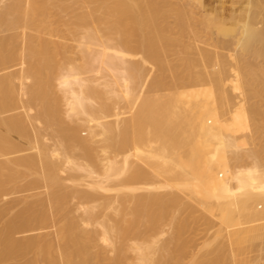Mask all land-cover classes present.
<instances>
[{
    "label": "bare ground",
    "instance_id": "1",
    "mask_svg": "<svg viewBox=\"0 0 264 264\" xmlns=\"http://www.w3.org/2000/svg\"><path fill=\"white\" fill-rule=\"evenodd\" d=\"M175 1L0 0V264H238L245 244L263 238L264 161L257 162L250 127L264 138V105L250 100L254 76L243 73L255 66L254 75L264 74L250 55L264 53V17L262 27L253 21V6L264 14V3L253 0L255 13H244L254 16L240 31L234 20L235 30L222 23L220 33L214 9L218 23L210 12L199 15L219 34L240 32L230 43L213 39L224 42L214 41L218 49L237 45L227 48L225 65L208 46L215 29L203 32L208 44L177 35L199 23L202 0H191L200 5L194 10ZM132 50L152 58L161 84L170 78L174 90L146 92L144 75L153 71L144 73ZM140 180L151 187L132 193ZM175 189L202 206L213 227L217 218L218 242L194 240L196 224L187 236L197 207ZM12 191L22 193L3 202Z\"/></svg>",
    "mask_w": 264,
    "mask_h": 264
},
{
    "label": "rangeland",
    "instance_id": "2",
    "mask_svg": "<svg viewBox=\"0 0 264 264\" xmlns=\"http://www.w3.org/2000/svg\"><path fill=\"white\" fill-rule=\"evenodd\" d=\"M171 1H175V0H171ZM183 1H184V2H183ZM231 1H232V0H202L203 3H201V8H200V5L198 6V3H195V2L192 1L193 4H191V0H190V1H189V0H182V2H183L184 4L187 2V6H188V7L193 5L191 8L195 7L196 4H197V6L200 8V10H199L198 12H197L196 10H195V11H196V13L198 14V17H199V15H200V16H202V18L199 17V23H196V25L194 24V25H195V28L198 27V29H199V27H203V29H202V28H200V29H202V30L208 29V30H206V31H202V30H201V32H200L198 29L195 30V28H194V29H193V28L191 29V27H190V29L187 28V30L192 31V32H190V33H191V37L188 36V35L190 34L189 32H188V33H189V34H188V33H185V32H187V31H183V30H182L183 32H179L177 35H178L182 40H187V38H188V40L190 41V38H193V39H191L192 42H194L195 40H197V39H195L194 37H197L198 40H200L201 36H202V38H203V36H204V38H205V42H207V44L209 43V42H208L209 40H210V41H213V39H216V38H220V40H221V38H227V39H228L227 42L230 43L229 38H231V41H232V40H234L235 38H238V37H239L238 35H237V37H236L234 34H235V33L237 34V33L240 31V30H239V28H240L239 26H240V24H242V22L246 21V20H244V19L247 17L246 19H247V21H248V19H251V17L254 16V14H253V16H251V17L247 15V14L250 13L249 10H251V9H253V8H254V10L256 11V13L253 12L254 10L251 11V13H252V12L255 13V16H254V17H255V20H254V18H253V21H254V22L256 21V22L259 24V25L256 24V26H259V27H260V26H261V27L263 26V25H261V24L264 23V21H263L262 23H259V21H262V20H263V18H260V17H264V14L259 13V12H258L259 10H256V9H255V6H253V8H250V4L253 3V0H240V1H239V0H234L235 2L232 1V3L229 4V2H231ZM238 1H239V2H238ZM249 1H252V2H251V3H245V2H249ZM255 1H256V0H255ZM175 2H177V3H182L181 0H176ZM236 2H237L238 4H237ZM241 2H242V3H241ZM243 2H244V3H243ZM234 3H235V4H234ZM261 3H264V0H263L262 2L260 1V3H259L258 0H257L256 5H259V4H261ZM236 4H237V5H236ZM242 4H243V5H242ZM245 4H246V5H245ZM253 4H255V3H253ZM223 5H224V7H222ZM226 5H227V7H225ZM229 5H230V6H229ZM231 5H234V7L232 6V7H233V8H232ZM261 5H262V4H261ZM261 5H260V7H261L262 9L260 8V11H261V12H264V11H262V10L264 9V8H263L264 5H262V6H261ZM185 6H186V5H185ZM197 6H196V7H197ZM213 6H214V8H213ZM219 6H220V7H219ZM237 6H238V7H237ZM240 6H241L242 8H241ZM243 6H244V7L246 6L245 9H243V8H244ZM247 6H248V7H247ZM198 7H197V8H198ZM215 7H216V8H215ZM239 7H240V8H239ZM251 7H252V6H251ZM256 7H257V6H256ZM191 8H190V9H191ZM197 8H195V9H197ZM217 8H218V9H217ZM221 8L223 9V12H222L221 15H220V12L222 11ZM224 8H227V9H224ZM247 8H248V10H247ZM258 8H259V7H258ZM208 9H209V10H208ZM212 9L215 10V11H214L215 14H217V13H218V14H217V15L213 14V10H212ZM216 9H217L218 11H216ZM219 9H220V11H219ZM233 9H234V11H233ZM235 9H236V10H235ZM238 9H240V10H239L240 12H238L239 15H238L237 12H236V11H238ZM191 10H192V9H191ZM193 10H194V8H193ZM193 10H192V11H193ZM225 10H226V11H225ZM231 10H232V12H231ZM245 10H247V14H245V13H246ZM195 11H194V12H195ZM200 11H201V12H200ZM204 11H205V12H204ZM248 11H249V12H248ZM199 12H200L201 14H199ZM209 12H210V13H209ZM228 12H230V13H228ZM244 12H245V13H244ZM257 12H258L260 15L257 14ZM204 13H205V14H204ZM208 13H209V17H212L211 19L208 17L210 20H212L213 17H214V20L211 21L212 23H213L215 20H217V18L219 17L218 22H221V23L218 25V24H217L218 22L215 21V22H217V23L214 24V25H218L217 27H216V26H215V27L220 31V33H221L222 30L219 29V26H221L222 23L224 24V26H226V24H228V25L231 27V29H233V27H235V25H236V22H235V21H241V23H240V22H237V25H238V29H237V30H239V31L235 32L234 34H233L234 31L231 32V34L234 35L235 38H234L231 34H229L230 31L225 32V33H228V36H225L224 34H223V35H222V34H219V31H217L216 28H213L214 26H213L212 28H209V27H211V24L209 25V24H208L209 22H208V23H207V22L204 23L205 20H206V18H207L206 15H207ZM224 13H225V14H224ZM227 13H228V15H226ZM251 13H250V14H251ZM197 14L194 13L195 16H196ZM203 14H204V16H203ZM210 14H211V16H210ZM230 14H232V15H230ZM234 14H235V15H234ZM256 14H257V16H256ZM212 15L217 16V18H215V16H212ZM218 15H219V16H218ZM222 15H223L224 17H223ZM225 15H226V16H225ZM236 15H237V17H236ZM244 15H245V16H244ZM220 16H221L223 19L220 20V18H221ZM204 17H205V20L201 23V22H200V18H201V20H203ZM229 17H230V18H229ZM244 17H245V18H244ZM249 17H250V18H249ZM208 18H207V19H208ZM228 18H229V19H228ZM258 18L261 19V20H259ZM173 19H174V18H172V20H171V18H170L171 21H173ZM193 19H194V22H195V18H193ZM193 19H192V20H193ZM225 19H226V20H225ZM227 19H228V20H227ZM230 19H231V20H230ZM239 19H240V20H239ZM219 20H220V21H219ZM234 20H235V21H234ZM251 20H252V19H251ZM222 21H223V22H222ZM249 21H250V20H249ZM173 22H174V21H173ZM192 22H193V21H192ZM192 22H191V23H192ZM194 22H193V23H194ZM197 22H198V21H197ZM215 22H214V23H215ZM233 22H234V23H233ZM251 22H252V21H251ZM251 22H250V23H251ZM256 22H255V23H256ZM193 23H192L190 26L193 27V26H194ZM233 24H235V25H233ZM253 24H254V23H253ZM200 25H201V26H200ZM203 25H204V26H203ZM212 25H213V24H212ZM254 25H255V24H254ZM206 26H207V27H206ZM204 27H205V29H204ZM227 27H228V26H227ZM227 27H226V28H227ZM230 27H229V28H230ZM263 28H264V26H263ZM263 28H261V29L264 31ZM209 29L213 30V31H211V32H214V31L216 30V31L214 32V34L217 35V36H213V34H212V36H211V34L208 33V34H207L208 36L205 34V35L207 36V38H206V36L203 35V32H204V33H207L208 31L210 32ZM214 29H215V30H214ZM185 30H186V29H185ZM233 30H235V29H233ZM241 30H242V29H241ZM198 31H199L201 34H198V35H197V32H198ZM231 31H232V30H231ZM216 32H217V33H216ZM239 33H240V32H239ZM1 34H4V33H3V32H0V35H1ZM187 34H188V35H187ZM209 34H210V35H209ZM218 34L221 35L222 37H221V36H218ZM194 35H195V36H194ZM196 35H197V36H196ZM200 35H201V36H200ZM226 35H227V34H226ZM229 35H231V36H229ZM239 35H240V34H239ZM199 36H200V37H199ZM210 36H211V39H212V40L209 39ZM212 37H213V38H212ZM214 37H216V38H214ZM228 37H229V38H228ZM232 37H233V39H232ZM204 38H203V39H204ZM207 39H209V40H207ZM263 39H264V33L262 34L261 38L259 39L260 41H259V40H258L259 42L257 41V42H258V45H259V43H260L261 47H263V45H264V43H263V42H264ZM220 40H219V42H218V40H214V41H216V43H217V42H218V43H221ZM202 41H203V45H204V44H205V43H204V40H202ZM214 41L212 42V43H213L212 45H211V42H210V45L208 44V46H211V48H212V47H213V48L215 47V49H214L212 52H214L215 55L218 53V54H217V55H218V59H219V60L224 59V60H221V62H222V61L225 62L224 64L226 65V64L228 63V61H227V57L224 56V55H227V52H228L227 48H229V49L231 50V48L229 47L230 45L233 46V47H234V46L236 47L237 45H232L233 42H231L232 44L229 45V44L226 42L229 46H228L227 48H224L226 44H224V45H223L224 47H223L221 44H223L224 42H222V43L220 44L221 46H219L220 49H218V46H216V44H215ZM222 41H226V39H225V40L223 39ZM235 41H237V40H235ZM261 41H263V42H262L263 44L261 43ZM257 42H256V43H257ZM71 43H72V42H71ZM218 43H217V45H218ZM234 43H236V42H234ZM256 43H255L254 46L257 48L258 45L256 46ZM201 44H202V43H201ZM214 45H215V46H214ZM254 46H253V49H251V50H253V51L249 50V51L247 52V50H245V52H247V55H248V56H246V53H245L244 51H243V52H244L245 54H243V52H242V56H244V58H245V56H246V57H248V59H249V60L246 59V60H247L246 62H248V63H247V66L249 65V61L251 60V59H250L251 57H252V60H251L252 63H253L254 58L256 59V61H258V64H261V65H262V62L264 63V61L262 60V59H263L262 56H264V53H263V55H262V53H259L261 50L254 49ZM233 47H232V48H233ZM235 47H234V48H235ZM258 47H259V46H258ZM234 48H233V49H234ZM224 49L227 50L225 54H223V52H222V51H225ZM263 49H264V47H263ZM211 50H212V49H211ZM230 50H229V51H230ZM256 50H258V52H256V54H253V56H252V54L249 53V52L252 53V52H254V51H256ZM132 51H133V52H132L131 57L128 55L131 59H132V58H137V57H138V59H139V57H141V56H140L141 54H139V53L137 52V53H136L137 55H136V54L134 53V50H132ZM135 51H136V50H135ZM137 51H138V50H137ZM218 51H221L222 54H221V53L219 54ZM262 51H263V50H262ZM262 51H261V52H262ZM139 52H140V51H139ZM130 53H131V52H130ZM140 53H143V52H140ZM254 53H255V52H254ZM258 53L261 55V58H262V59L260 58L261 61L258 59V57H259V54H258ZM145 54H146V53H145ZM145 54L143 53V56H142L139 60H140L141 62L143 61L146 65L149 64V65H148L149 67H148V66L146 67L145 64H143V65H142V66H143V71H144V73H146L147 70H148V72H149V71H150V72L153 71L152 74H151V73H148V75L150 74V77L147 75V73H146V75H144V76L147 78L146 82H148V83L145 84V86H146L145 91H146V92H149V91H154L153 89H156V91H157V92L155 91V92H156V95H154L155 92H154V93L152 92V93H153L152 95H153L154 97H157L158 95L163 94V93H169V92L173 91V90H174V87L176 86L175 83L172 82V81L170 80V78H168V80H167L168 82L166 83V85H162L161 82L159 81V76H158V74H157V72H158V71H157L158 67H157L156 62H155L152 58H151L149 61H147L150 57H148V56L145 55ZM249 54L251 55V57L249 56ZM133 55H135V56L133 57ZM219 55H220V56H219ZM221 55H222V57H221ZM257 55H258V57H255V56H257ZM76 56H79V55L76 54ZM146 57H147V58H146ZM220 57H221V59H220ZM249 57H250V58H249ZM253 57H254V58H253ZM130 58H128V59H130ZM145 58H146V61L144 60ZM133 60H134V59H133ZM143 62H142V63H143ZM254 62H255V61H254ZM255 63H256V66H258V67L260 66V68H259L260 70H263V71H264V65H263V68H262L261 65H257V62H255ZM150 64H151V65H150ZM228 64H229V63H228ZM250 64H251V63H250ZM154 65H156V67H155ZM225 65H224V66H225ZM242 65H246V64H242ZM242 65H239V66H240V67H239V68H240V71H242V69L244 68V67L242 68ZM251 65H253V64H251ZM150 66H151V67H150ZM253 66H254V65H253ZM228 67H229V65H228ZM250 67H251V66H250ZM225 68L228 69L226 66H225ZM241 68H242V69H241ZM247 68H249V66L246 67V69H247ZM256 68H257V67H256ZM256 68H255V66H254V68L251 67L252 70H255V71H253V72H252L251 69L249 68L250 70H247V71H248V72L250 71V72H249V73H245L246 75L243 73V77L246 76L245 78H247V76H249L250 78H251L252 76L255 77V78L252 77L253 80L248 79V78H249V77H248L247 79L250 81L249 83L246 82L247 80H244L243 82L248 83V84H249L248 86H250V88H252V90H250V88H246V89H249V90H250V91L247 90V92L250 94V95H249V96H250V100H253L252 103L254 102V104H256V106H260V105H264V103H262V102H264V100H263L264 97L262 96V95H263V91H264V90H263L264 87L262 86V84H263L262 82H264V74H263V77H262V78H261V76H260V75H262V74H260L259 71H257V72L259 73V75H257V76L254 75V74H257V73H256ZM261 68H262V69H261ZM150 69H151V70H150ZM194 69H195V70L193 71V73L195 74V73H197V71H198L199 69H198V68H194ZM154 71H155V72H154ZM242 72H244V71H242ZM245 72H246V70H245ZM254 72H255V73H254ZM261 73H262V72H261ZM95 74H96V73H95ZM142 74H143V73H142ZM155 74H157V75H155ZM248 74H249V75H248ZM250 74H251V75L253 74V75L250 76ZM92 75H94V73H93ZM153 75H154L155 77H153ZM151 77L154 78L153 80H154L155 83L153 82V80H152ZM146 78H145V79H146ZM245 78H244V79H245ZM143 80H144V79H143ZM141 81H142V79H141ZM259 81L261 82L260 86H262L263 88L260 87V86H258L259 84L256 85V86L261 88V89H260L261 92L259 91V89H258L257 87H256L257 89L255 90V87H254L255 84H257V82H259ZM151 82H152L153 85H152V88L150 89V87H151ZM253 82H256V83H254V85H251L250 83L253 84ZM246 83H245V86H244V87H246ZM139 84H140V83H139ZM147 85H148V86H147ZM149 86H150V87H149ZM154 86H155V87H154ZM164 86H165V87H164ZM172 88H173V89H172ZM138 89H139V88H138ZM147 89H148V90H147ZM163 89H164V90H163ZM170 89H171V90H170ZM158 92H159V93H158ZM258 92H259V93H258ZM150 93H151V92H150ZM251 95H252L253 99L251 98ZM254 96H255V98H256V96L261 97L260 99L262 100V102H260V101L258 100V98H257L258 101H257V100H254V99H255ZM262 97H263V98H262ZM255 101H256V102H255ZM258 104H259V105H258ZM260 107H261V108H260ZM260 107H258V108L262 111L261 115H262V114L264 115V113H263V108H264V106H260ZM128 109H129V108H128ZM261 111H260V112H261ZM126 114H127L129 117L131 116V113H130V112H127ZM127 115H126V116H127ZM263 115H262V117H263ZM259 116H260V114H259ZM260 119L262 120L261 117H260ZM263 119H264V118H263ZM261 120H260V122H261ZM262 121H263V120H262ZM250 122H251V121H250ZM250 122H249V124H251ZM261 123H262V122H261ZM251 129H252V133H251V135H252V139H253L254 143L257 142V145H258V146L255 145V149H254V153H255L256 155H258V157H257V160H258V161H257V160H256V161H257L258 163L260 162L259 164H261V160L264 161V159H263V158H264V157H263V154H264V138L261 137V135H259L260 133L254 132V131H255V130H254V126L250 127V130H251ZM44 131H45V130H44ZM85 132H86V130H84V131L82 130L81 133H82V134L84 133V136H86L87 134H86ZM253 132H254L255 134H254ZM45 133H46V132H45ZM46 135H47V134H46ZM47 137L49 138L50 136H45V134H44V138H46V140H45L44 138H43V139L45 140V142H47L48 140H50L49 142H51V139H52V138L50 137L51 139L49 138V139L47 140ZM257 137H258V138H257ZM260 137H261V138H260ZM254 139H255V140H254ZM259 140H260V141H259ZM47 143H48V142H47ZM51 143H52V142H51ZM259 143H260V144H259ZM255 144H256V143H255ZM208 145L212 146V144H208ZM256 146H257V148H256ZM258 151H259V152H258ZM256 152H258L260 155H262V158H261L260 155H259L258 153H256ZM254 153H253V154H254ZM261 153H262V154H261ZM253 156H254V155H253ZM255 157H256V156H255ZM255 157H254V158H255ZM259 157H260V160H259ZM244 158H246V162H247V164H248V163H252V161H253V159H251L250 157H247L246 155L244 156ZM254 160H255V159H254ZM138 162L140 163V162H142V161H141V160H137L136 163H138ZM214 162H219V161H218L217 159H215ZM246 162H245V163H246ZM253 162H254V161H253ZM139 163H138V164H139ZM142 163H144V162H142ZM262 163H263V162H262ZM145 164H146V165H145ZM145 164H142V166H144V168H145L147 171L150 170V172L153 173L152 169L149 168V167L147 166V163H146V162H145ZM250 165H252V164H250ZM261 165L264 166V163L261 164ZM22 168H23V167H21V169H22ZM148 179H150V178H148ZM151 179H152V177H151ZM144 180H145V179H144ZM144 180H140V181L138 182V185H139V184L141 185V186L139 185L140 188H141V187H144V189H143V188L140 189L139 186L136 185L137 183H136V182H133L132 185L135 184L136 187H135V186H134V187H135L136 189L134 190V189L132 188L133 186L131 185L132 187H130V188L128 189V192H129V190L132 188V190H130L132 193H133V191H134V192H135L134 194H141L142 192L144 193V192L148 191L147 189H148V187H151V185H152L151 183H154V182H155L154 184L156 185V181H155L156 178H154V177H153L154 182H153V180H151V183H149V184H151V185H147V183H146L147 181L145 182ZM146 180H147V179H146ZM141 181H142V182H141ZM149 181H150V180H149ZM21 182H22V181H21ZM144 182L146 183V187H147V188L145 187V183H144ZM22 183H23V182H22ZM41 188H42V187H41ZM41 188H40V189H41ZM37 189H38V190H36V192H37V191H38V192H41V191L44 190V188H43V190H41V191L39 190V188H37ZM136 190H137V191H136ZM160 190H164V189H160ZM175 190H177V189H175ZM33 191H34V190H33ZM140 191H141V192H140ZM177 191L179 192L180 195L184 196V193H183V192L180 193V192H181L180 190H177ZM198 191L201 192L200 190H198ZM131 192H130V193H131ZM21 193H22V192H21ZM21 193H20V192H17V193H16V192L12 191L11 194L9 193V195H6V196L4 197L5 199H6V198H7V199L5 200V199L3 198L2 201H3V202H6L7 200H10V199H12V198H15V196H19ZM23 193H25V192H23ZM15 194H16V195H15ZM17 194H18V195H17ZM8 197H9V198H8ZM184 197H186V196H184ZM186 199L188 200L187 197H186ZM2 201H1V203L3 204ZM189 201L191 202L192 200L189 199L188 202H189ZM190 204H191V209H192V211H193V209L195 208V205H196L197 208L195 209L194 212H195V215H197V214H198V215L196 216L197 219L195 218V215H194V216L192 215L193 217L190 216V220H189V221H190V223H191V222H192V223L190 224V227H189V229H187V231L189 230V231L193 232V229H192V228H193V226H195V224H196V226H195L194 230L197 229L198 227H199V229H198V231H197L198 233H196V234H195L196 231L194 232V234L191 233V232H190L191 234H189V231H188V235H187V236H189V235L191 236L192 234H193L192 237H193V236H196V235L199 236V237L196 236V239H194V240H197V238H199L200 241H202V242H200V241L198 240V243L200 242L201 244H202L203 241L206 240V239H209V240H211V241L214 240V241H213V244L216 243V242H218L219 240L216 239V241H215L214 237L219 238V235L221 236L222 233L219 234V235H217V233H216V232H218V231H216V228H218V225H217V224H218V220H217V218H216V217L213 218V221L215 222V223L213 222V224H214V227H213V226H212V223L210 224V222H209L208 220H206V216H205V214H203L204 212L207 213V211H206L205 209H203L202 206H200V205H198L197 203H195L194 201H192V203H190ZM192 206H193L194 208H193ZM189 208H190V207H189ZM191 209H186V211H187V212H188V210L191 211ZM196 210H197L198 212H196ZM191 213H192V212H191ZM201 216H202L203 219H201ZM191 218H192V219H191ZM193 218H195V219H194L195 221L193 220ZM198 218H199V219H198ZM215 219H216V220H215ZM197 220H199V221H197ZM196 221H197V223H196ZM201 221H202V222H201ZM198 222H199V223H198ZM200 222H201V223H200ZM203 222H204V223H203ZM216 223H217V224H216ZM192 224H194V225L192 226ZM198 224H199V226H198ZM203 225H205V226L203 227ZM164 226H165V225H164ZM191 227H192V228H191ZM165 228H166V227H165ZM201 228H203V230H201ZM50 229L53 230V227H51ZM210 230H211V231H210ZM217 230H218V229H217ZM187 231H186V233H187ZM202 231L205 232L204 235H205V237H207V238H201L202 236H204ZM200 232H202V234H201ZM186 233H185V234H186ZM198 234H199V235H198ZM207 234H209V236H208ZM223 234H224V232H223ZM200 235H201V237H200ZM215 235H216V236H215ZM167 236H168V234H166V232H165V233L162 235V238H163V237H167ZM190 236H189V237H190ZM185 237H186V236H185ZM209 237H210V238H209ZM221 237H223V236H221ZM221 237H220V238H221ZM224 237H225V236H224ZM190 238H191V237H190ZM194 238H195V237H194ZM212 238H213V239H212ZM224 239H225V238H224ZM259 239H260V240H259ZM220 240H222V239H220ZM251 241H252V244L254 243V245L251 244L253 247H252L251 245L249 246V245L245 244V245L247 246V248H243L242 251H241V252L244 253V254L240 255V257H242V258H241L242 260H240V261H241V264H257L256 261H257V258L259 257V255L256 256V253H257V254H258V253H259V254L264 253V250H263V249H264V236H263V238L259 236V237H257V238H254V239L251 240ZM190 242H191V241H190ZM191 243H192V242H191ZM191 243H189V244H190V249H191V248L193 249L194 247H193V245L191 246ZM195 243H196V242H195ZM192 244H193V243H192ZM201 244H200V245H201ZM195 245H196V244H195ZM198 245H199V244H197L196 247H199V246H200V245H199V246H198ZM246 246H245V247H246ZM257 247H258V248H257ZM204 248H205V247H202V246H201L200 249H201V250H204ZM251 248H253V249L255 248V249H254L255 251H254L253 249H251ZM262 248H263V249H262ZM188 249H189V248H188ZM190 249H189V250H190ZM198 249H199V248H197L196 250H195V249H193V250L197 251ZM249 249H250V250H249ZM257 249H258V250H257ZM261 249H262L263 252H261ZM253 251H254V252H253ZM187 253H188V252H187ZM187 253H186V252L184 253V255H185V254H186V255L184 256L183 259H185L186 256L188 257L189 254H187ZM189 253H190V252H189ZM191 253H192V252H191ZM253 254H255V255H253ZM189 256H190V255H189ZM253 256H254V258H253ZM255 256H256V257H255ZM187 257H186V259H187ZM190 258H191V257H188V259H187V260H184L183 262H185V261H186V263L189 262ZM252 258H253L254 260H253ZM250 260H251V261H250ZM252 260H253V261H252ZM255 260H256V261H255ZM240 261H238V262H239L238 264H240ZM254 261H255V262H254ZM247 262H248V263H247Z\"/></svg>",
    "mask_w": 264,
    "mask_h": 264
}]
</instances>
